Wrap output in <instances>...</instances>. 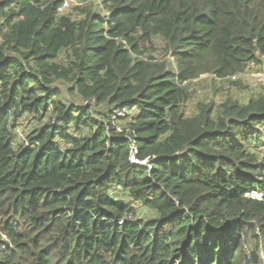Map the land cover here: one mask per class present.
<instances>
[{"label": "trees", "instance_id": "16d2710c", "mask_svg": "<svg viewBox=\"0 0 264 264\" xmlns=\"http://www.w3.org/2000/svg\"><path fill=\"white\" fill-rule=\"evenodd\" d=\"M59 3L0 0V264H264V93L192 82L264 62V0Z\"/></svg>", "mask_w": 264, "mask_h": 264}, {"label": "rangeland", "instance_id": "374dc122", "mask_svg": "<svg viewBox=\"0 0 264 264\" xmlns=\"http://www.w3.org/2000/svg\"><path fill=\"white\" fill-rule=\"evenodd\" d=\"M71 1L72 3L70 8L73 6L74 2H78L79 0H71ZM94 1L98 2L99 0H94ZM99 10L102 11L100 8ZM168 59L170 61V68L172 69L174 66L173 58L169 57ZM211 79L214 80L216 86H219L221 84H227V82H232V81H235L233 83L238 82L237 86L233 85L234 87H239V89H235V88L233 89V96L239 97L240 101L243 100L242 102H245L246 100L244 99L250 96H256L257 93H264V62L251 63L244 73L239 74L235 78H231V79L227 78L220 80L221 78H217L210 73H205L193 79L192 82H197V84H200V82H202L204 86H207V84H209ZM193 87L196 88L195 85H193ZM208 92H210V88H208ZM208 92L205 89L200 90L196 88V94L193 95V98L191 99L190 103L187 104L189 106L188 107L189 114L192 113L190 110L193 108L194 104L197 101H199V99H206L208 95H210V93L208 94ZM217 97H219V94H217ZM25 124L28 125V119L25 120ZM16 131L19 132L18 136L20 138L22 132L19 130ZM110 196L123 203H130V199L128 195L126 194V192L122 191L121 189L118 190L113 189V191H111L110 193ZM132 206L138 207V204L132 203ZM149 215H151V213L145 208L139 207L137 209V216L139 218H143Z\"/></svg>", "mask_w": 264, "mask_h": 264}, {"label": "built area", "instance_id": "2783aa9c", "mask_svg": "<svg viewBox=\"0 0 264 264\" xmlns=\"http://www.w3.org/2000/svg\"><path fill=\"white\" fill-rule=\"evenodd\" d=\"M71 3H72L71 0H60V3L56 7V12L60 13L62 11H66L67 9L70 8ZM130 160L132 161V163L140 164L142 166H149V164H150L148 159L138 160V158L136 157V149L134 147L131 148ZM247 195L251 198L260 199L262 194L252 191V192L248 193Z\"/></svg>", "mask_w": 264, "mask_h": 264}]
</instances>
